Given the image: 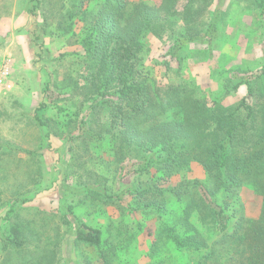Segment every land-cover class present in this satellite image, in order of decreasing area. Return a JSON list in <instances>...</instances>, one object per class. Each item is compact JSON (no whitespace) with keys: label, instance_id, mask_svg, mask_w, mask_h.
Segmentation results:
<instances>
[{"label":"rangeland","instance_id":"rangeland-1","mask_svg":"<svg viewBox=\"0 0 264 264\" xmlns=\"http://www.w3.org/2000/svg\"><path fill=\"white\" fill-rule=\"evenodd\" d=\"M103 1L38 0L34 14L32 0H0V65L11 63L12 82L9 90H0V264H264V235L254 233L264 218V174L255 175L257 162L241 168L246 179L235 191L222 181L214 196L231 203L225 232L200 213L197 195L172 192L185 185H215L218 179L197 158L180 164L165 182L156 168L121 179L118 167H129L144 153L129 145L118 150V138L107 130L113 108L92 85L94 56L85 43L94 35L85 12ZM129 2L159 5L162 0ZM218 10L221 22L210 46L204 35ZM263 25L257 0H175L172 12L141 34L131 60L153 89L173 86L179 97L201 101L217 114L234 113L231 122L240 126L234 156L259 152L261 163L264 77L255 79L251 93L247 85L235 84L236 75L257 74L264 67ZM178 40L184 46L172 57L170 48ZM244 99L252 116L246 108L238 110ZM177 109L181 112L174 104L156 117L182 120ZM82 119L89 131L83 136ZM215 133H202V145L217 141ZM183 142L192 150L190 140ZM129 184L161 189L154 196L168 198L169 212L137 209L129 194L108 202L107 195ZM76 223L99 229L101 244L78 240ZM173 234L186 244H175Z\"/></svg>","mask_w":264,"mask_h":264},{"label":"trees","instance_id":"trees-1","mask_svg":"<svg viewBox=\"0 0 264 264\" xmlns=\"http://www.w3.org/2000/svg\"><path fill=\"white\" fill-rule=\"evenodd\" d=\"M257 1L264 24V0ZM32 2L33 7L30 12L35 14L38 0H32ZM174 6L175 0H162L159 5L135 4L130 3L129 0H104L97 10L85 12L91 17V35H94L93 40L90 38L85 43V51L94 56L95 72L91 77L92 85L96 87L101 98L107 97L113 108L107 130L113 132V136L118 138V150L124 152L126 145H129L137 146L144 153L140 161L131 163L129 167L126 165L118 167L121 179H127L131 174L149 173L152 168H156L162 174L161 180L165 182L170 179L180 164L187 163L190 158H197L211 175L218 179L215 183L212 177L215 185L213 187L199 186V189H195V185L191 188L185 185L179 191L172 190V192L182 195L191 191L192 194L197 195L200 199V203L197 204L200 213L211 218L218 232H225L230 228L231 216L227 213V206L231 203H220L214 196L221 188L222 181H226L223 183L226 185V190L235 191L234 188L246 179V176L241 174L243 171L241 168L245 170L250 163L257 162L256 176L264 174V161L261 163L262 160H259L263 155L257 152L247 156L241 152L234 156L232 148L235 137L238 136L237 131L240 129L239 124L231 122L234 113L227 116L217 114L215 109L201 101L189 96L179 97L178 90L172 89L173 86L163 90L153 89L151 84L141 80L135 64L131 61L141 34L154 21L171 13ZM221 16L222 10H218L205 32L204 37L210 46L217 39ZM183 44L184 42L178 40L170 48L172 57L178 56ZM236 76L238 82L235 88L247 85L248 92L251 93L255 79L264 77V67L257 74ZM114 84L116 88L109 92V88ZM174 104H178L181 109V112L177 109L176 115L180 113L182 120H162L156 117L158 113L166 114ZM40 108L44 110L47 106L41 105ZM245 108L248 109L249 116L254 114L253 109L244 99L238 106V110ZM35 119L40 126L46 125L40 116ZM86 123V120L82 119L80 130L82 136L89 132L86 129ZM208 129L216 131L217 141L209 146H203V139L200 136ZM89 134L95 135L93 131ZM205 138L208 136L205 135ZM184 139L193 143L192 150L187 149ZM199 150H203L204 153ZM224 172L225 177L221 174ZM261 187H264V183ZM151 188L150 186L141 190L129 184L114 194L107 195V200L108 202H113L115 199L121 201L123 195L129 194L135 200L133 201V204L137 205L135 208L143 210L148 208L167 214L169 212L168 198H155L154 195L159 190L153 191ZM159 193L161 194V189ZM14 211L15 205L10 209V212ZM241 223L240 227H243V219ZM260 223L262 224L260 230H254V233L264 235V218L260 220ZM74 232L78 240L90 245L99 246L102 242L101 231L88 224L76 223ZM172 237L175 244L179 246L186 244L179 235L173 234ZM8 247L9 243H6L4 249ZM254 249L262 251L258 244H254Z\"/></svg>","mask_w":264,"mask_h":264},{"label":"built area","instance_id":"built-area-1","mask_svg":"<svg viewBox=\"0 0 264 264\" xmlns=\"http://www.w3.org/2000/svg\"><path fill=\"white\" fill-rule=\"evenodd\" d=\"M10 68L11 63L7 60L0 65V90H9L12 86V82L9 79Z\"/></svg>","mask_w":264,"mask_h":264}]
</instances>
